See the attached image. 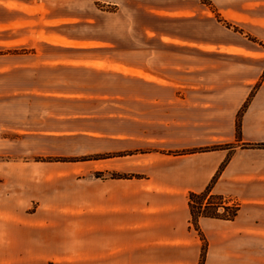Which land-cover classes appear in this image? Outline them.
Listing matches in <instances>:
<instances>
[{"label":"crops","instance_id":"1","mask_svg":"<svg viewBox=\"0 0 264 264\" xmlns=\"http://www.w3.org/2000/svg\"><path fill=\"white\" fill-rule=\"evenodd\" d=\"M10 3L28 0H0V11L13 12ZM151 3L156 8L145 12L156 20L194 23L195 0H180L177 9L169 1ZM115 13L94 14L93 25H103L88 44L59 45L82 56L23 65L66 72L63 81L50 83L59 86L25 88L13 96L113 103L118 92L109 79L116 75L186 88L171 98L157 96L162 108L155 110L83 108L70 119L77 123L65 128L10 127V135L0 129V155L29 154L33 147L22 144L37 140L81 144L75 153L51 154L58 158H0V264H200L203 238V264L264 263V147L247 146L264 143V78L254 89L257 79H241L205 93L192 91L212 83L165 82L158 71L195 70L197 51L221 53L226 47L197 41L188 29L151 24L138 35L120 34L105 24ZM135 99L147 103L148 94L140 91ZM213 145L222 147L204 150ZM223 163L211 191L239 209L232 220L199 217V233L188 195L203 191Z\"/></svg>","mask_w":264,"mask_h":264},{"label":"rangeland","instance_id":"2","mask_svg":"<svg viewBox=\"0 0 264 264\" xmlns=\"http://www.w3.org/2000/svg\"><path fill=\"white\" fill-rule=\"evenodd\" d=\"M157 1L173 2L174 9H177L179 7L177 3L180 0ZM157 1L28 0L27 4L10 3L12 5L10 7L15 8L13 12L0 11V20L4 21L0 23V129L4 130L5 135H10V127L21 129H39L43 126L68 127L77 123L70 121L73 113L83 108L101 109L100 111H129L132 114L143 109L155 110L159 107L158 103L154 102L157 96L171 98L173 93L179 94L183 88H186L185 86H176L173 89L171 85L162 87L144 85L139 78L116 75L109 79L110 87H114L118 92V97H115L116 101H112L113 103L42 101L23 95L13 96L18 90L25 88L59 86L50 83L63 81L66 72L44 69L30 71L23 69V65L44 63L51 58L64 59L63 57L69 55L82 56L74 50H63L59 48V45L88 44L84 41H90L93 31H99L103 25L102 20L93 25L94 14H105L108 11L116 13L111 15L105 24L111 25L114 30H120V34L131 31L138 35L141 26L151 24L159 29H171V27L176 30L188 29L190 33L195 34L197 41L204 40L213 45L226 47L221 53L197 51L195 70L158 71L164 76L165 82L174 79L181 83L193 82L197 85L212 83V88L201 91L202 88L197 87L192 91L193 93L211 92L220 88L222 83L239 84L241 79H257L253 89L257 87V81L264 78V0H195V19L189 26L178 21L163 22L162 18L156 20L155 17H151L145 9L156 8L151 2ZM128 19L131 24L127 22ZM134 72L139 73L135 70ZM38 73L39 75H36ZM140 91L143 95L148 94L147 103H140L135 99ZM125 96L127 97L125 101H120L121 97ZM51 115L52 117H49ZM22 146L33 147V149L29 150V154H21L17 157L0 155V158L20 163L56 158L57 155L51 154L75 153L81 144L77 140L58 138L32 141ZM262 251L264 247H261Z\"/></svg>","mask_w":264,"mask_h":264},{"label":"trees","instance_id":"3","mask_svg":"<svg viewBox=\"0 0 264 264\" xmlns=\"http://www.w3.org/2000/svg\"><path fill=\"white\" fill-rule=\"evenodd\" d=\"M252 91L251 93H253ZM240 110L237 113L236 118V125H235V132L236 135L239 134L240 131ZM246 146V145H245ZM247 146H256V147H264V143H256V144H248ZM222 145H213L211 147H207L204 150L209 149H216L221 148ZM224 163L221 165V167L217 170V172L212 177L211 181L207 185V187L201 191V192H191L188 195V205L189 210L191 214V222L196 230L199 231L198 227V218L203 217H212V218H218L223 220H232L239 209V205L235 203L234 205H228L225 202V198L221 195L215 194L211 191L212 185L214 181L217 179L220 170ZM202 236V235H201ZM203 238V236H202ZM205 239L203 238V246L201 250V256H200V264H203L204 256H205Z\"/></svg>","mask_w":264,"mask_h":264},{"label":"built area","instance_id":"4","mask_svg":"<svg viewBox=\"0 0 264 264\" xmlns=\"http://www.w3.org/2000/svg\"><path fill=\"white\" fill-rule=\"evenodd\" d=\"M225 202L228 204V205H234L235 204V201L231 200V199H227L225 200Z\"/></svg>","mask_w":264,"mask_h":264}]
</instances>
